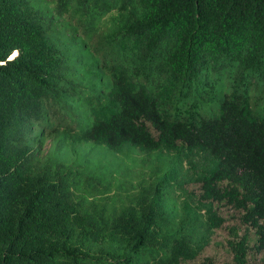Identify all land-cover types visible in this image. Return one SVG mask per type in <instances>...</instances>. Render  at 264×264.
<instances>
[{"label": "trees", "instance_id": "trees-1", "mask_svg": "<svg viewBox=\"0 0 264 264\" xmlns=\"http://www.w3.org/2000/svg\"><path fill=\"white\" fill-rule=\"evenodd\" d=\"M251 85L264 0H0V264L192 262L219 205L263 251ZM131 147L172 166L109 195L99 157ZM225 244L248 264L246 235Z\"/></svg>", "mask_w": 264, "mask_h": 264}, {"label": "rangeland", "instance_id": "rangeland-1", "mask_svg": "<svg viewBox=\"0 0 264 264\" xmlns=\"http://www.w3.org/2000/svg\"><path fill=\"white\" fill-rule=\"evenodd\" d=\"M251 107L256 113L264 112V90L258 85H251L248 89ZM47 147V145H46ZM158 152H144L137 148H130L119 154L107 153L99 157L97 171L102 172L101 184H109L108 194L115 192L116 185L124 190L132 192V188L139 181L144 180L150 174L149 170L160 169L162 173L172 166L169 157L158 158ZM146 156H148L146 158ZM144 161V162H143ZM110 175V176H109ZM194 196L200 194L198 184L184 186ZM183 197L180 198V200ZM217 214L223 219L220 228L216 229L209 244L203 252L192 262L182 264H198L203 258H210L213 264H232L230 254L226 248V240L246 235L249 238L248 264H264V250H258L254 244L252 230L240 222L241 214L229 206L219 205Z\"/></svg>", "mask_w": 264, "mask_h": 264}, {"label": "water", "instance_id": "water-1", "mask_svg": "<svg viewBox=\"0 0 264 264\" xmlns=\"http://www.w3.org/2000/svg\"><path fill=\"white\" fill-rule=\"evenodd\" d=\"M16 55V52H14L11 56H10V58H12V57H14ZM9 58V59H10Z\"/></svg>", "mask_w": 264, "mask_h": 264}]
</instances>
